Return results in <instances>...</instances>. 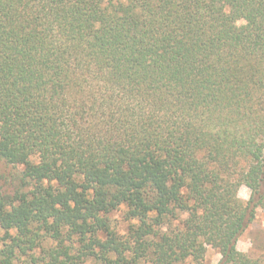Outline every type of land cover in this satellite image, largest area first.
<instances>
[{
    "label": "trees",
    "instance_id": "1",
    "mask_svg": "<svg viewBox=\"0 0 264 264\" xmlns=\"http://www.w3.org/2000/svg\"><path fill=\"white\" fill-rule=\"evenodd\" d=\"M0 164V264H262L264 0H0Z\"/></svg>",
    "mask_w": 264,
    "mask_h": 264
},
{
    "label": "rangeland",
    "instance_id": "2",
    "mask_svg": "<svg viewBox=\"0 0 264 264\" xmlns=\"http://www.w3.org/2000/svg\"><path fill=\"white\" fill-rule=\"evenodd\" d=\"M22 171V167H12L5 166L4 164H0V190L2 192L13 193L17 189H19V173ZM251 192L250 190L242 186L239 190V198L243 202H247L250 198ZM113 228L120 234L124 235L128 231V227L130 222L125 220L124 209L114 212L111 215ZM4 237V232L0 230V239ZM2 242L0 241V248H2ZM45 248V244L41 245L37 250L32 254H28L26 256L21 257V259L17 260L15 264H46L42 257L44 255L43 249ZM208 251L205 256V260L203 264H219L221 259V255L218 251L212 247L208 246ZM237 249L249 256L252 259L259 260L262 264H264V205H260L257 208L256 216L252 223L248 225L245 231L239 236L237 242ZM86 264H105L98 263L96 261H88ZM183 264H193L188 261Z\"/></svg>",
    "mask_w": 264,
    "mask_h": 264
}]
</instances>
